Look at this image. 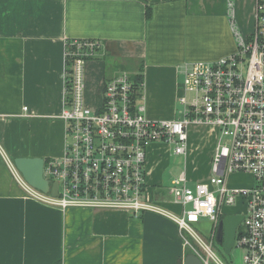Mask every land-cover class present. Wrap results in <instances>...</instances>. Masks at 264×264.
<instances>
[{"label":"crops","instance_id":"obj_1","mask_svg":"<svg viewBox=\"0 0 264 264\" xmlns=\"http://www.w3.org/2000/svg\"><path fill=\"white\" fill-rule=\"evenodd\" d=\"M228 1L238 28L249 33L256 0H0V146L8 158L61 156L66 44H102L84 70L85 84L99 78L100 91L112 74L101 58L114 60L117 70L141 62L147 114L162 118L169 91L179 90L181 64L234 51ZM160 200L179 209L165 195ZM187 253L166 217L62 210L26 197L0 154V264H177Z\"/></svg>","mask_w":264,"mask_h":264},{"label":"built area","instance_id":"obj_2","mask_svg":"<svg viewBox=\"0 0 264 264\" xmlns=\"http://www.w3.org/2000/svg\"><path fill=\"white\" fill-rule=\"evenodd\" d=\"M226 10L235 49L179 66L176 101L182 118L149 116L142 83L126 69L102 80L96 110L87 106L85 63L99 56L102 44L85 39L66 44L63 105L57 115L65 123L64 147L61 156L44 160L43 168L44 177L57 183L56 195L29 185L0 146L24 195L62 210L109 209L166 217L177 225L183 247L202 264H223L211 243L225 214L223 207L240 201L245 210L233 247L242 250L241 264H264V0H256L249 33L238 28L232 1L227 2ZM190 125L206 126L215 134L211 173L207 179L193 182L182 171L171 180L166 193L179 206L175 213L165 200H156V192L162 194L163 189L161 183L152 189L148 156L156 143L167 146L172 154L185 155ZM234 172L250 174L253 185L230 186L228 176ZM200 219L211 225L209 243L191 226Z\"/></svg>","mask_w":264,"mask_h":264},{"label":"rangeland","instance_id":"obj_3","mask_svg":"<svg viewBox=\"0 0 264 264\" xmlns=\"http://www.w3.org/2000/svg\"><path fill=\"white\" fill-rule=\"evenodd\" d=\"M98 58V57H97ZM101 58V57H99ZM104 64L102 70L106 73H113L117 71V67L114 65V60L104 57ZM102 62V61H101ZM101 62L95 64V70L99 72ZM119 70V69H118ZM126 70L130 73L136 71V67L133 64H127ZM178 75V81H181V75ZM100 80L96 77H91L86 80L84 101L87 106L96 110L101 102L100 95ZM169 91L168 100L165 101L162 118H182V108L176 101L179 92ZM189 98V96H188ZM44 132H47L46 127H41L38 130V134L44 137ZM188 133V148L185 155L172 154L167 146L161 145V143H156L152 146L149 156H148V168L151 169V174L149 175L150 184L155 188L158 183H161L162 194L157 191L155 196L156 200L160 201L165 194L167 201H170V197L167 195L166 191L168 187L171 186V180L175 178L180 172L185 171L188 179L190 181L196 182L200 180H205L210 175V154L214 145V133H211L206 126L190 125L187 129ZM35 139L30 142L34 143ZM253 177L248 173L234 172L228 176V184L230 186L248 188L253 185ZM179 207V206H178ZM170 209V208H169ZM173 212L178 213L179 209H171ZM223 212L227 213H243L245 210L244 205L240 201L236 202L234 205L224 206ZM133 216V215H131ZM192 228L197 232L201 239L207 243L210 242L209 231L211 225L207 220L200 219L198 222L191 223ZM182 233L190 239L189 234L182 230ZM211 248L214 254L222 261L223 264H241L242 263V250L233 247L230 254H225L222 246L214 240L211 243ZM188 253H191L187 250ZM212 264L213 261H211Z\"/></svg>","mask_w":264,"mask_h":264},{"label":"water","instance_id":"obj_4","mask_svg":"<svg viewBox=\"0 0 264 264\" xmlns=\"http://www.w3.org/2000/svg\"><path fill=\"white\" fill-rule=\"evenodd\" d=\"M13 163L29 185L42 192H50L51 195H56L57 183L55 181L50 182L44 177L43 158L16 157ZM242 219L243 214L227 213L218 222L215 239L222 246L225 254L229 255L233 248L237 227ZM177 264H202V262L195 254L187 253L182 260H178Z\"/></svg>","mask_w":264,"mask_h":264},{"label":"trees","instance_id":"obj_5","mask_svg":"<svg viewBox=\"0 0 264 264\" xmlns=\"http://www.w3.org/2000/svg\"><path fill=\"white\" fill-rule=\"evenodd\" d=\"M149 6L146 9V16L149 17ZM107 58V57H106ZM114 65L117 67L119 64L114 63ZM136 71L132 72V78L137 82V83H142L143 82V65L141 62H138L136 65Z\"/></svg>","mask_w":264,"mask_h":264}]
</instances>
